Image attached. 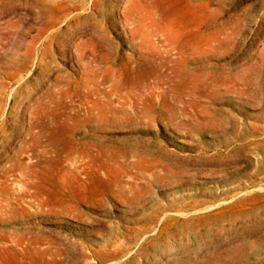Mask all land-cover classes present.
I'll return each mask as SVG.
<instances>
[{
  "label": "rangeland",
  "instance_id": "obj_1",
  "mask_svg": "<svg viewBox=\"0 0 264 264\" xmlns=\"http://www.w3.org/2000/svg\"><path fill=\"white\" fill-rule=\"evenodd\" d=\"M0 264H264V0H0Z\"/></svg>",
  "mask_w": 264,
  "mask_h": 264
},
{
  "label": "bare ground",
  "instance_id": "obj_2",
  "mask_svg": "<svg viewBox=\"0 0 264 264\" xmlns=\"http://www.w3.org/2000/svg\"><path fill=\"white\" fill-rule=\"evenodd\" d=\"M212 155H213V154H212ZM209 158H210V157H209ZM209 158H208V159H209ZM81 179H82V181H84L82 177H81Z\"/></svg>",
  "mask_w": 264,
  "mask_h": 264
}]
</instances>
